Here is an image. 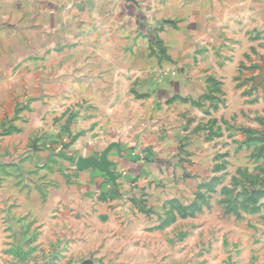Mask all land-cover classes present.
<instances>
[{"label": "rangeland", "instance_id": "374dc122", "mask_svg": "<svg viewBox=\"0 0 264 264\" xmlns=\"http://www.w3.org/2000/svg\"><path fill=\"white\" fill-rule=\"evenodd\" d=\"M127 1L149 12L156 0ZM32 14L29 0H0V264H264V137L236 152L221 141L216 146L228 153H217L214 165L215 150L201 153L209 160L201 167L192 166L188 147L180 144L179 167L134 174L111 203L63 198L65 187L77 185L80 159L107 163L117 179L112 159L123 155L131 136V117L123 113L132 104L125 99L132 96L133 106L143 107L161 90L163 96L178 90V78L188 73L159 66L153 79L168 85L160 90L144 68L115 76L90 70L83 75L107 83L110 74L116 81V105L108 101L111 93L98 103L83 101L79 96L92 89L75 63L86 67L87 57L71 53L75 40L60 56L65 38L51 32L43 40L28 24ZM144 25L153 56L169 60L155 39L157 27ZM43 45L53 54H42ZM259 61L255 82L264 75V57ZM250 75L251 69L244 71ZM178 101L187 118L206 114V105ZM111 105L119 112L114 122Z\"/></svg>", "mask_w": 264, "mask_h": 264}, {"label": "crops", "instance_id": "0c3cea01", "mask_svg": "<svg viewBox=\"0 0 264 264\" xmlns=\"http://www.w3.org/2000/svg\"><path fill=\"white\" fill-rule=\"evenodd\" d=\"M29 1L33 3L28 21L32 30L38 31L43 40L51 38V32L60 33L66 45L58 52L60 56L68 55V45L75 40L71 53L87 57L86 67L81 60L75 63L81 80L92 89L90 94L79 96L83 101L98 103L111 93L108 101L116 105L117 84L109 77L118 70L128 73L144 68L159 83L160 90L168 85L153 79V71L159 66L169 70L185 68L188 73V79L178 78L182 82L178 90H171L168 96H163L161 90L143 107L135 108L132 96L125 99L132 104L123 113L131 117V136L125 141L123 155L115 154L116 150L115 160L112 159L117 181L93 167L74 171L77 185L65 187L63 194L67 190L69 193L63 198L100 203L119 200L125 183L134 174L179 167L183 156L179 154L180 144L188 147L192 166L201 167L209 161L202 159L201 153L215 150L210 158L214 165L221 156L217 153H228V145H233L236 152L245 150L249 142L259 144L263 139L264 110L260 104L264 103V75L261 81L256 79L258 82L254 78L260 74L257 62L264 57V50L260 49L264 42V0H156L151 14L139 11L127 0ZM145 21L149 28L157 27L155 39L165 46L169 60L158 61L153 56ZM38 47L42 54H53L45 45ZM97 69L112 73L108 74L107 83L83 75ZM248 69L251 75L245 77ZM147 85L151 86L145 83V88ZM97 88L101 89L96 90L100 94L94 93ZM169 98L172 103H168ZM178 100L199 108L206 105L202 110L206 114L194 113L187 118L175 106ZM112 105L107 112L108 119L114 122L119 112ZM218 106L221 109L216 112ZM95 118L100 121L98 115ZM138 126L140 132H136ZM221 141L226 148L216 146Z\"/></svg>", "mask_w": 264, "mask_h": 264}, {"label": "water", "instance_id": "95a60500", "mask_svg": "<svg viewBox=\"0 0 264 264\" xmlns=\"http://www.w3.org/2000/svg\"><path fill=\"white\" fill-rule=\"evenodd\" d=\"M107 165H108L107 163L100 162L94 158L80 159L78 161V166L81 169L88 168L89 166H95L99 168L100 170L107 171L110 177L113 178V175L111 174V171L108 169Z\"/></svg>", "mask_w": 264, "mask_h": 264}]
</instances>
